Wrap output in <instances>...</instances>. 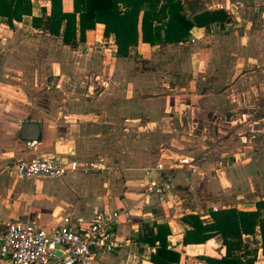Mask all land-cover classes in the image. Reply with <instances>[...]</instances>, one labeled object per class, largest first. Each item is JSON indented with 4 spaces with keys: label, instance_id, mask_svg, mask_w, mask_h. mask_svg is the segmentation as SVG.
Masks as SVG:
<instances>
[{
    "label": "crops",
    "instance_id": "obj_1",
    "mask_svg": "<svg viewBox=\"0 0 264 264\" xmlns=\"http://www.w3.org/2000/svg\"><path fill=\"white\" fill-rule=\"evenodd\" d=\"M31 2V16L12 27L0 17V234L11 222L50 230L64 216L90 219L126 207L139 232L120 227L119 236L140 239L144 225L167 224V249L180 255L179 264L222 257L220 236L182 245L189 227L181 218L195 214L208 222L213 207L254 211L264 198V0L188 3L189 17L222 9L230 21L209 30L194 27L178 44L138 43L127 58L116 56L114 42L91 53L104 38L100 24L75 50L33 28L32 17L49 13V0ZM61 3L64 12L72 10V0ZM88 74L92 84L70 85L72 77ZM23 123L39 125L34 149L20 140ZM180 145L186 154L176 151ZM67 154L80 161L103 156L118 169L58 180L19 179L11 172L19 160ZM179 157L191 165L176 172L175 190L144 208L143 169ZM127 252L99 254L93 264L100 255H120V264H152L146 249L133 260ZM254 264H264L261 251Z\"/></svg>",
    "mask_w": 264,
    "mask_h": 264
},
{
    "label": "trees",
    "instance_id": "obj_2",
    "mask_svg": "<svg viewBox=\"0 0 264 264\" xmlns=\"http://www.w3.org/2000/svg\"><path fill=\"white\" fill-rule=\"evenodd\" d=\"M199 0H72V10H62V0H49V13L32 17L33 28L50 36L60 37L61 43L75 50L86 42L87 32L103 25V37H113L116 56L129 57L138 43L150 46L178 44L189 38L194 27H222L230 16L222 9L185 14L184 4ZM44 12V10H43ZM31 0H0V17L9 26L31 16ZM255 210L243 212L236 208L211 211L205 222L195 214L182 216L185 230L182 245L204 244L220 236L225 254L217 258L199 256L205 264H254L258 252L264 258V198L255 202ZM140 241L154 246L152 264H179L180 255L167 249V224L144 225Z\"/></svg>",
    "mask_w": 264,
    "mask_h": 264
},
{
    "label": "built area",
    "instance_id": "obj_3",
    "mask_svg": "<svg viewBox=\"0 0 264 264\" xmlns=\"http://www.w3.org/2000/svg\"><path fill=\"white\" fill-rule=\"evenodd\" d=\"M195 40L193 37L190 42ZM36 144L37 141H27L25 146L34 149ZM190 165L189 158L179 157L169 164L158 162L152 167L144 168L140 197L142 206L151 207L154 199L163 202L176 188V172ZM117 169L115 164L109 163L103 156L80 161L73 154H67L63 159L19 160L13 165L11 172L19 179L58 180L67 174L89 175ZM217 210V207H213V211ZM126 226L135 235L139 232V228L134 227L131 210L126 207H116L110 212H96L90 219L64 216L59 225L50 230L22 222H11L0 234V260L8 264H93L97 255H111L124 247L128 249V260L137 257L142 249H146L148 255L155 253L158 242L154 246H146L138 238L119 236L118 229ZM173 234L171 232V236ZM170 239L169 236L168 248L173 245Z\"/></svg>",
    "mask_w": 264,
    "mask_h": 264
},
{
    "label": "rangeland",
    "instance_id": "obj_4",
    "mask_svg": "<svg viewBox=\"0 0 264 264\" xmlns=\"http://www.w3.org/2000/svg\"><path fill=\"white\" fill-rule=\"evenodd\" d=\"M66 1V0H65ZM184 8H185V14L186 15H188L189 14V11L187 10L188 9V6L186 5V4H184ZM113 42L114 41H110L109 39H105V38H102L101 39V42H98L97 41V45L95 46L96 48L94 49V47L92 48V50H91V53L93 54V55H95V54H97L98 52H99V50L101 51V49H102V51H104V50H109L110 49V47H111V45L113 44ZM81 46V45H80ZM184 46V45H183ZM100 47H101V49H100ZM83 48V47H82ZM81 48V49H82ZM79 49V48H78ZM72 50V49H71ZM86 50V49H85ZM0 51L3 53L4 51H3V49H0ZM6 51V50H5ZM9 51H11V50H9ZM86 51H88V50H86ZM8 74H11V73H8ZM73 75V74H72ZM75 75H77V74H75ZM87 76V77H86ZM81 75L80 77H77V76H74V77H72V79H74L73 80V82L70 84V85H75V84H77V86H80V87H82V88H84V85L85 86H87V85H90V84H92V81H91V76H89V74L88 75ZM0 79H2L1 77H0ZM97 90H98V88H97ZM80 94H87V93H80ZM79 94V95H80ZM126 115V114H125ZM153 128H155V127H153ZM179 140H180V138H179ZM186 139H183V138H181V143H185L186 141H185ZM166 146V149L168 150V151H170V148L168 147V144L167 145H165ZM181 147H184V148H176V151L177 152H179V154H184L185 153V150H182V149H185V145H180ZM170 153H175L174 151H170ZM186 154V153H185ZM198 164V162L196 163V165ZM193 165H194V163H193ZM198 166V165H197ZM182 180V179H181ZM181 180H179V183H177L178 184V187L179 188H182L184 185H182V181ZM198 193V192H197ZM240 211H243V212H251V211H248V210H240ZM99 258L97 259V260H100V262L98 261V262H96L95 264H120L121 262V259H122V256H121V259H120V255L118 256V257H114V256H107V255H100V256H98Z\"/></svg>",
    "mask_w": 264,
    "mask_h": 264
},
{
    "label": "water",
    "instance_id": "obj_5",
    "mask_svg": "<svg viewBox=\"0 0 264 264\" xmlns=\"http://www.w3.org/2000/svg\"><path fill=\"white\" fill-rule=\"evenodd\" d=\"M39 137V125L36 123H23L20 126V140L37 141Z\"/></svg>",
    "mask_w": 264,
    "mask_h": 264
}]
</instances>
